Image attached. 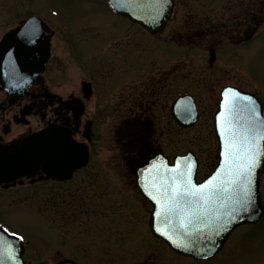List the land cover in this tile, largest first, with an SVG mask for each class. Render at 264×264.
<instances>
[{"label": "flooded vegetation", "instance_id": "flooded-vegetation-1", "mask_svg": "<svg viewBox=\"0 0 264 264\" xmlns=\"http://www.w3.org/2000/svg\"><path fill=\"white\" fill-rule=\"evenodd\" d=\"M31 2L33 4L35 0ZM263 5L264 0L228 3L220 23L216 24L209 15L198 17L193 20L192 32L185 35L182 29H169L172 25V21H169L168 26L157 35L140 28L139 31L116 30L102 34L94 31L88 36H71L57 29L45 15L35 9H31L30 13L27 8L25 16L14 27L26 19L35 18L38 23L34 22L36 31L33 36L36 37L21 39L20 47L41 49L47 46L48 56L42 72L30 79L24 94L14 102L10 103L8 93L0 90V145H9L44 130L56 129L66 134L73 143L81 145L87 159L83 166L64 180L48 177L38 166L31 176L1 184L0 192L22 187L26 183L36 186L39 196L52 198L55 190L60 189L55 196L60 197V207L83 214L87 211V205L93 204L87 197L88 177L94 178L95 182H100V178L107 181L111 177H118L117 172L123 170L120 178L130 182L131 189L135 169L155 153L162 152L150 146L148 137L154 132V119L166 113L169 115L171 102L180 95L188 94H177L183 91L185 70H189L195 78L194 93L189 94L197 109L195 125L199 124L211 133L213 115L225 87L251 93L262 102L264 96L259 93L262 86L250 80L233 65L231 59H239L236 51L254 41L262 32L259 28L264 21ZM110 14L126 22L127 26L133 25L124 18ZM9 30L0 34V40ZM185 36L191 38L186 45L183 40ZM221 38L229 44L220 46ZM81 42L86 44L85 48ZM187 45L188 50L185 51ZM220 51L226 53V61L217 66L218 59L224 60ZM205 52L208 66L203 69ZM190 53L193 55L192 62L189 60L185 64L188 57L184 55ZM243 74L246 82L241 78ZM221 82L226 84L220 85ZM248 85L250 90L247 89ZM199 90L205 94L204 106L197 95ZM171 95L174 97L166 108ZM98 118L101 121L109 119L110 133L114 136L107 146L109 156L106 158H102L101 153L100 157H95V153L102 150L100 144L103 142V128ZM213 139L216 144L215 137ZM175 155L167 157L172 160ZM209 170L203 175L199 174L197 181ZM104 172L107 176H104ZM133 191L140 196L136 189ZM91 195L96 199L99 194ZM96 203L94 200V206ZM229 239L212 259L191 262L212 263L220 256ZM27 246L28 242L25 248ZM234 251L235 247L231 253Z\"/></svg>", "mask_w": 264, "mask_h": 264}, {"label": "rangeland", "instance_id": "rangeland-1", "mask_svg": "<svg viewBox=\"0 0 264 264\" xmlns=\"http://www.w3.org/2000/svg\"><path fill=\"white\" fill-rule=\"evenodd\" d=\"M174 1L175 8L170 19L172 25L168 28L182 29L185 35L192 32L193 20L198 17L210 16L216 24L220 23L226 5L236 0ZM27 8L30 13L31 9H35L45 15L57 29L71 36H88L94 31L102 34L140 29L134 25L127 26L126 22L111 15L104 0H35L33 4L31 0H0V21L3 24L0 34L13 28L25 16ZM259 31L262 32L254 41L236 51L240 58L235 61L231 59V62L250 80L262 86L259 93L264 96V21ZM183 40L186 45L191 38L185 36ZM220 43V46L229 44L222 38ZM80 44L85 48V43ZM186 48L188 45L185 51L188 50ZM219 54L224 60L218 59L217 66L226 61V53L220 51ZM184 56L188 57L185 58V64L189 60L192 62L191 53ZM206 65L207 52L203 69ZM244 74L241 78L246 82ZM184 75L183 91L177 94L193 95L195 78L189 70H185ZM223 84L226 83H220ZM197 95L204 106V92L199 90ZM173 97L171 95L168 98L166 108ZM98 121L103 128V142L100 144L102 150H97L95 157H100L101 153V157L106 158L109 156L107 146L114 136L110 133L109 119L101 121L98 118ZM148 138L153 149H160L169 157L186 151L194 152L200 162V175L214 164L216 144L213 133L199 124L190 129H180L166 113L154 119V132ZM119 171L118 177H111L107 181L100 178V182H95L94 178L88 177L87 197L93 204L87 205V211L83 214L60 207V197H55L60 189L54 188L55 196L52 198L39 196L38 188L26 183L22 187L0 192V224L29 243L24 253L26 264H54L62 259H71L78 264H197L173 254L150 235L147 227L149 207L133 191L132 180L130 189V182L120 178L123 170ZM104 176H107L105 172ZM42 189L49 190L45 187ZM92 190L94 194H99L96 199L91 195ZM260 195L264 205V168L260 175ZM94 200L97 202L95 206ZM233 247L235 251L231 253ZM224 263L264 264V216L256 224L245 225L234 231L220 256L206 264Z\"/></svg>", "mask_w": 264, "mask_h": 264}, {"label": "water", "instance_id": "water-1", "mask_svg": "<svg viewBox=\"0 0 264 264\" xmlns=\"http://www.w3.org/2000/svg\"><path fill=\"white\" fill-rule=\"evenodd\" d=\"M106 1L115 14L126 17L129 21L138 24L151 34H157L164 29L174 5L172 0H167L163 14L153 20L150 13L146 10L138 7L122 6L120 0ZM34 27V21L32 19L27 20L22 27L7 33L0 43V89L8 93L10 103L24 94L30 79L42 70L46 61L45 46L41 49L32 47L30 50L26 47H19L18 40L26 38L28 30ZM23 31H26V33ZM35 37L32 36L31 38ZM223 93L224 91L221 94L219 109L214 115V130L218 141L217 163L208 177L196 183L197 161L191 152L175 157L171 164L158 153L135 171L136 186L152 207L148 219V228L151 235L163 241L176 254L192 258L193 260H206L216 255L236 227L243 224H254L264 215V207L261 204L259 194V174L264 168V139L258 141L260 155L252 173L253 202L248 211H233V208H238V204L235 201L239 199V192L233 195V200L231 201H225L223 196H221V202L224 206L221 207L220 203L213 206L214 210L210 213L211 223L203 220L194 221L189 229L191 235H187L179 228L178 216H170L168 218L163 215L156 216L157 206L145 191L147 187L150 191H154V194H160V189L171 183L173 174L184 169L189 161L193 165L192 180L197 185L206 183L212 177L217 176L218 173H223L225 165V156L223 155L225 142L221 136L223 118L218 123V117L222 111L221 105L226 104ZM241 95L252 97L259 114L258 118L260 121H264V102L261 106L253 96L249 94ZM249 107L250 105L246 101L238 102V110L234 114V120L238 125L250 124L251 120L255 119L248 111ZM171 116L183 128L193 125L196 120V114L188 97H180L173 103ZM63 139L70 140L66 134L56 129H50L19 139L6 146L0 145V184H7L21 177L31 176L38 166L52 179L64 180L68 178L75 169L83 166L87 159V153L81 145L75 144L70 140L76 145L71 162H55L53 146ZM157 229L160 231H157ZM161 232H167L172 235L179 243L186 244L187 248L176 247L165 236L161 235ZM0 237H3L0 245H11L15 252L13 260L2 258L0 264H24L21 240L2 232H0ZM57 264L75 263L70 260H64Z\"/></svg>", "mask_w": 264, "mask_h": 264}, {"label": "snow or ice", "instance_id": "snow-or-ice-1", "mask_svg": "<svg viewBox=\"0 0 264 264\" xmlns=\"http://www.w3.org/2000/svg\"><path fill=\"white\" fill-rule=\"evenodd\" d=\"M122 6L138 7L150 13L151 18L156 20L163 14L167 0H120ZM35 28H32L26 35L29 39L35 35ZM223 96L226 104H222V111L218 117V123L223 118L221 136L225 142V165L223 173H218L206 183L195 184L192 180V163L189 161L184 169L173 174L171 183L160 189V194H154L147 187L145 191L157 206L156 216L163 215L165 218L178 216L179 228L185 234L191 235L189 229L192 223L197 220L211 223L210 213L214 205L221 202V196L225 201L233 200V195L239 192V199L235 201L238 208L233 211H248L253 202L252 173L257 165V158L260 155L258 141L264 139V121L259 120V114L254 101L250 96H242L232 88L224 90ZM246 101L250 107L248 111L255 119L250 124L238 125L234 120V114L238 110V102ZM76 150V145L70 140L63 139L53 146V158L55 162H71ZM170 189V192H169ZM157 231H160L157 229ZM0 232L8 233L7 227L0 226ZM11 235L22 239L16 233ZM176 247H185L186 244L179 243L172 235L161 232ZM3 241V237H0ZM15 252L11 245H0V261L2 258L13 260Z\"/></svg>", "mask_w": 264, "mask_h": 264}]
</instances>
